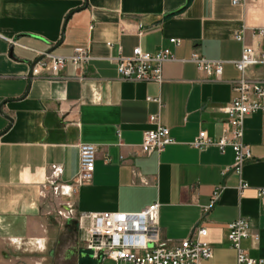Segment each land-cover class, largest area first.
Instances as JSON below:
<instances>
[{"label":"crops","instance_id":"0c3cea01","mask_svg":"<svg viewBox=\"0 0 264 264\" xmlns=\"http://www.w3.org/2000/svg\"><path fill=\"white\" fill-rule=\"evenodd\" d=\"M260 29L264 0H0V105L6 101L2 111L13 120L0 112V264H44L45 256L36 261L27 252L46 247L50 230L54 264H99L81 242L80 215L135 214L154 203L166 246L208 229L213 257L200 264L237 263L227 235L239 218L250 224L243 249L264 260V202L257 195L264 187V113L245 118L252 158L241 176L231 169V146L222 152L193 145L201 131L221 138L238 81L264 82V65L244 73L236 67L244 46L264 52ZM136 47L172 51L162 83L119 76L118 58ZM78 48L88 50L89 63L76 69L69 62L56 75L46 68L29 84L31 64L43 54L68 57ZM194 53L223 61L221 78L200 71ZM157 125L175 143L146 154L144 135ZM83 143L98 150L92 181L70 196L50 186L42 195L49 180L75 181ZM241 181L248 184L242 192ZM69 208L73 215L63 220Z\"/></svg>","mask_w":264,"mask_h":264},{"label":"built area","instance_id":"2783aa9c","mask_svg":"<svg viewBox=\"0 0 264 264\" xmlns=\"http://www.w3.org/2000/svg\"><path fill=\"white\" fill-rule=\"evenodd\" d=\"M247 1L249 0H232V3L243 5ZM258 35L264 39V29H260ZM235 38L243 40V32L236 33ZM170 42L175 46L181 44V41L176 38H172ZM173 59V53L168 48L151 53L136 47L129 57L118 58L117 72L123 79L162 83L164 81L163 66ZM90 60L88 50L82 48L76 49L74 54L68 57L46 55L34 67L33 76L40 75L46 68L56 75L69 62L76 69H80ZM191 60L208 76L221 78L223 61L206 59L198 53H194ZM258 65H264V52H258L251 46H244L242 57L236 62L238 70L244 73L248 67ZM234 88L238 95L225 107L228 121L221 138L214 141L206 131H201L193 145L202 149L215 144L222 152L227 146H231L234 151V163L231 169L241 176L244 166L252 158L251 150L244 141L245 118L257 112L264 113V82H253L242 78ZM151 121L157 122L158 119L152 116ZM173 143L175 141L170 135V130L157 125L155 129L145 133L142 148L146 154L160 153ZM97 151L96 145L80 144V171L75 181L72 184H60L54 179L49 180L42 185V195L50 186L54 194L70 196L84 183L92 181ZM59 173L60 169L55 168L54 177H57ZM247 187L248 184L241 181L240 191ZM257 195L264 202V187L257 189ZM217 196L218 193L215 194L213 203ZM60 214L69 218L73 215V211L69 208L68 212ZM159 219V203H154L135 214L114 212L83 214L78 218L81 242L93 253V257L99 261V264H200L201 261L213 257L212 247L206 241L208 236L206 227H197L189 238L173 246H166L162 240ZM228 229L227 238L237 251L236 264H264L263 259L249 256L242 247V241L250 235V224L246 219H237L228 225Z\"/></svg>","mask_w":264,"mask_h":264},{"label":"rangeland","instance_id":"374dc122","mask_svg":"<svg viewBox=\"0 0 264 264\" xmlns=\"http://www.w3.org/2000/svg\"><path fill=\"white\" fill-rule=\"evenodd\" d=\"M63 220L65 217L60 216ZM47 227L51 229L53 227L52 224L49 223L47 224ZM49 242L46 247L44 245L36 244V248H32V252H27L31 253L30 255L33 256L36 261L37 260H42V258L45 256V262L44 264H54V259H53V249H54V244H55V239L52 237V231H49Z\"/></svg>","mask_w":264,"mask_h":264},{"label":"water","instance_id":"95a60500","mask_svg":"<svg viewBox=\"0 0 264 264\" xmlns=\"http://www.w3.org/2000/svg\"><path fill=\"white\" fill-rule=\"evenodd\" d=\"M52 51L50 50V51H48V53H46V54H43L41 57H39V59H37V60H35L32 64H31V67H30V75H29V84H31V82H32V78H33V69H34V67L36 66V64L40 61V60H42L43 58H45L46 57V55H48V54H50ZM30 86V85H29ZM29 90V89H28ZM27 94H28V91L25 93V95L24 96H27ZM6 104V101L5 102H3L1 105H0V112L2 113V115H3V117L4 118H6L8 121H10V123H12V119H11V117H9L8 115H5L4 113H3V111H2V108H3V106ZM8 129V128H7ZM7 129H5V130H7ZM5 131H3L2 132V134L4 133Z\"/></svg>","mask_w":264,"mask_h":264}]
</instances>
